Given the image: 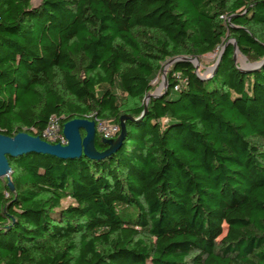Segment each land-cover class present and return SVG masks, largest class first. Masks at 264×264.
I'll list each match as a JSON object with an SVG mask.
<instances>
[{
	"label": "trees",
	"instance_id": "1",
	"mask_svg": "<svg viewBox=\"0 0 264 264\" xmlns=\"http://www.w3.org/2000/svg\"><path fill=\"white\" fill-rule=\"evenodd\" d=\"M32 2L0 0V134L10 137L45 140L52 117L61 131L75 118L120 126L141 115L162 63L228 40L264 59V0ZM234 52L226 45L204 79L175 60L111 157L8 158L0 264H264V64L242 72Z\"/></svg>",
	"mask_w": 264,
	"mask_h": 264
},
{
	"label": "water",
	"instance_id": "2",
	"mask_svg": "<svg viewBox=\"0 0 264 264\" xmlns=\"http://www.w3.org/2000/svg\"><path fill=\"white\" fill-rule=\"evenodd\" d=\"M230 42L231 41L228 40L224 44L220 55L222 54L224 47L230 44ZM233 45L235 49H237L234 41ZM175 60H186L190 62L192 61V59L186 57L174 59L173 62ZM219 60L220 56L213 71L208 77H211L216 72ZM263 64L264 59L255 64L251 69L244 70L239 68V70L242 72H252L259 69ZM199 78L204 79L202 77ZM161 94L162 92L146 94L143 100L144 109L139 117L134 118L128 114L122 115L120 117L119 123V135L116 138L112 139L102 138L101 143L104 147V150L102 151L97 150L95 146L97 129L95 126V122L89 119L75 118L63 124L62 134L66 140L65 145H61L58 143L52 144L45 140H42L37 136H31L25 132L17 133L13 137L0 134V178H5L6 187L10 192H14V186L9 179L11 168L8 162V158H18L28 154L51 156L61 160H73L85 157L89 160L99 161L111 157L123 145V142L127 135L126 123L140 120L146 113L149 101L153 98L160 97Z\"/></svg>",
	"mask_w": 264,
	"mask_h": 264
},
{
	"label": "rangeland",
	"instance_id": "3",
	"mask_svg": "<svg viewBox=\"0 0 264 264\" xmlns=\"http://www.w3.org/2000/svg\"><path fill=\"white\" fill-rule=\"evenodd\" d=\"M39 0H33V5H37ZM230 44L233 45V41L230 40ZM234 46V45H233ZM222 51V48L217 49L215 52L203 55L201 57H188L192 59V64L195 67V72L199 77L207 78L211 72L213 71L217 60L220 56V53ZM234 63L235 65L240 69H251L255 64L259 62H253L243 56L239 53L237 49H235L234 52ZM173 64V60H166L164 63H162V70L159 72L157 77L152 81L151 86L152 89L149 93H157V92H163L167 87V75L171 69V66ZM111 121H101L97 122V135L101 136L109 131V128L112 127ZM115 138V137H114ZM1 182H4L6 184L5 179L0 178ZM71 201L66 200L62 203V206H67Z\"/></svg>",
	"mask_w": 264,
	"mask_h": 264
},
{
	"label": "built area",
	"instance_id": "4",
	"mask_svg": "<svg viewBox=\"0 0 264 264\" xmlns=\"http://www.w3.org/2000/svg\"><path fill=\"white\" fill-rule=\"evenodd\" d=\"M119 133H120V126L112 125V127L109 128V131L105 132L102 135V138L112 139ZM42 137L47 142L52 143V144H57V143L61 145L66 144L65 137L63 136L60 125H59V120L55 117H52L50 119L47 128L42 132Z\"/></svg>",
	"mask_w": 264,
	"mask_h": 264
}]
</instances>
